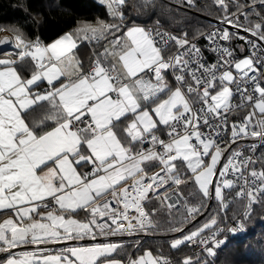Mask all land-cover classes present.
Returning a JSON list of instances; mask_svg holds the SVG:
<instances>
[{
    "label": "snow or ice",
    "instance_id": "obj_1",
    "mask_svg": "<svg viewBox=\"0 0 264 264\" xmlns=\"http://www.w3.org/2000/svg\"><path fill=\"white\" fill-rule=\"evenodd\" d=\"M101 2L120 23L81 22L48 44L0 29L12 32L0 46L14 49L0 53V264H122L110 257L123 245L110 238L151 234L158 227V209H147L152 201L169 215L183 206L186 222L204 215L211 200L226 218V190L246 201L245 220L264 201V169L254 166L260 158L232 148L264 141V23L249 21L245 10L255 12V0H214L228 26L201 34L215 62L187 32L125 26L127 0ZM101 40L110 47L85 69L81 42ZM234 40L247 55L236 54ZM26 61L34 69L28 77L17 68ZM186 184L196 186L201 203L187 202ZM82 212L85 219H77ZM217 216L173 239L171 249L201 245L215 257L226 243L217 238L225 231ZM25 247L33 250L16 251ZM130 264L170 261L146 250Z\"/></svg>",
    "mask_w": 264,
    "mask_h": 264
},
{
    "label": "trees",
    "instance_id": "obj_2",
    "mask_svg": "<svg viewBox=\"0 0 264 264\" xmlns=\"http://www.w3.org/2000/svg\"><path fill=\"white\" fill-rule=\"evenodd\" d=\"M244 2L245 0H241V3ZM258 2L259 0L255 2L256 5H253L255 12L252 11V8L247 11L251 18L258 12L264 23V6ZM230 9L234 10L231 2ZM121 10L124 12L123 24L125 26L141 25L145 28L156 26L178 35L187 32L189 38L199 36L213 26V21L220 20L223 16V12L214 4V0H196L195 7L185 5L183 0H127ZM97 20L120 23L118 19L109 17L105 6L95 0H0V29H19L27 39L36 40L39 38L44 44L51 43L66 32L74 30L81 22L95 24ZM251 22L254 23L253 20ZM102 41L99 43L81 42L78 56L83 61L85 69L91 64L94 53L100 52ZM17 68L24 77H28L33 70L30 61L18 64ZM245 111L247 112V110H243L231 116L229 123L232 120L242 119L246 114ZM39 117L40 110L29 119H38ZM244 143L242 141L233 146L236 147ZM263 150L259 153L260 160L264 153ZM260 168L264 169L262 160ZM193 186L192 184L181 185V189L189 204H199L202 197ZM225 195L226 199L231 200L226 218L222 219L224 213L220 212L218 203L213 200L214 206L211 205L202 217L198 216L197 218H201L194 224L183 220L185 212L183 206L180 207L179 212L173 209V215H169L166 209H160L156 201H152L147 205V209L149 211L153 207L158 209L156 216L153 217L158 227L148 235H125L110 238V240H115L116 243L123 245L110 258L120 259L125 264H129L132 259L146 250H150L154 256L171 258L172 264H180L186 257H192L193 264H197V260L203 262L200 256L190 254L186 244L175 250L171 249L170 244L173 239L200 227L217 213H219L217 218L220 220L217 227L226 225L237 217L243 210V203L242 210H239L235 206V202L239 201H235L229 192H225ZM205 204L208 208L209 201H205ZM82 215L86 214L82 212L79 216ZM244 223L248 228V233L230 238L208 264H264V236H261L264 233V201L254 206L251 217L247 220L244 219ZM173 227H183L184 232L172 231ZM209 233L210 231L204 235ZM138 241L139 245H137ZM3 257L4 255L0 256V260Z\"/></svg>",
    "mask_w": 264,
    "mask_h": 264
},
{
    "label": "built area",
    "instance_id": "obj_3",
    "mask_svg": "<svg viewBox=\"0 0 264 264\" xmlns=\"http://www.w3.org/2000/svg\"><path fill=\"white\" fill-rule=\"evenodd\" d=\"M254 19H255V22L263 23L261 21L260 17L257 16L256 14L254 15ZM250 20L251 19L249 18V21ZM241 22L244 23L246 26H251V24H249L248 21L243 20V18H241ZM226 26L227 25L222 24L219 21L218 23L213 24L212 27H210L207 30H205L203 32V34H207V33L211 32V31L216 30V29H224ZM146 28L147 29L159 28L161 31L170 32V31L165 30L164 28H160V27H156V26H147ZM170 33L175 34L173 32H170ZM201 34L199 36H197V37H194V38H189L188 37V39L192 43L197 44V46H199L201 48V51H202L206 61L215 62L216 59H217V55L212 51V45H210L207 42V40L204 38V36L201 35ZM176 35H178V34H176ZM249 39H255V38L249 36ZM236 42H235V45L237 46ZM239 42H242V41H239ZM242 44H243V42H242ZM247 47L250 49L251 45H248ZM246 54H248V52H246ZM253 145H256L255 150H253V147H252ZM262 145H264V141L258 142L256 140L249 139V140H246L243 145H239L236 148H238L240 151H242L247 156H255L257 158H260L259 153H260L261 150L264 149V146H262ZM254 166L256 167L257 170H261L259 162L257 164H255ZM229 178H231V177H229ZM229 193L231 194L232 198L234 199L235 190H232ZM236 201H239V200H236ZM242 202L245 203L246 201H242ZM244 212H245V209L242 211L241 214H239L237 217H235L228 224L219 226V228H224L225 229V231L222 232L220 234V236L217 237L218 239H225L226 240V243L221 248H223L228 243L230 238L235 237V236H242V235H245L248 232V228L246 227V225L244 223V220H243ZM241 223H243V226H244V230L242 232L239 230V227H238V225L241 224ZM233 227L237 228V232L235 234H233L232 232L228 231V228H233ZM210 235H211V232L209 234H207L206 236H210ZM187 247H188V250H189L190 254L200 256L202 258V261L209 262V261H212L216 257V256L215 257L208 256L207 253L203 250V246H201V245H192V246H188L187 245ZM218 250L219 249H217L216 251H218ZM167 259L170 261V264H172L173 260L171 258H167Z\"/></svg>",
    "mask_w": 264,
    "mask_h": 264
},
{
    "label": "crops",
    "instance_id": "obj_4",
    "mask_svg": "<svg viewBox=\"0 0 264 264\" xmlns=\"http://www.w3.org/2000/svg\"><path fill=\"white\" fill-rule=\"evenodd\" d=\"M135 26H137V25H135ZM120 34V33H119ZM118 34V35H119ZM4 36H11V35H9V34H6V33H4V34H1L0 33V38H3ZM112 37H109V39H111ZM234 41H237L236 42V44H237V46L239 47V45H241L242 44V42H239V40H234ZM107 42V40H103L102 41V44H101V47H100V51H102L103 50V47H104V45H105V43ZM96 43V42H95ZM14 49H13V47L12 46H10V45H3V46H0V53H3L4 51H13ZM238 49L236 48V54L238 53V51H237ZM239 50H240V47H239ZM241 51V50H240ZM2 57V56H1ZM42 90V89H41ZM245 110H247V111H249L250 109H245ZM246 112V111H245ZM85 216L86 215H82V216H80V217H82V218H85ZM6 219V218H8L7 216H3V219ZM111 242H115V240H110ZM105 242H108V241H105ZM90 243V242H89ZM118 243V242H117ZM50 247V250L51 251H53V252H55V250H56V248L57 247H59V246H55V245H53V246H49ZM33 250V248L32 247H25V248H22V249H17L16 251H32ZM0 256H2V254H0ZM3 259V258H2ZM1 259V260H2ZM112 259V258H111ZM116 260H120V259H116ZM130 264V263H129Z\"/></svg>",
    "mask_w": 264,
    "mask_h": 264
},
{
    "label": "rangeland",
    "instance_id": "obj_5",
    "mask_svg": "<svg viewBox=\"0 0 264 264\" xmlns=\"http://www.w3.org/2000/svg\"><path fill=\"white\" fill-rule=\"evenodd\" d=\"M96 2H98L99 4H101V5H103V6H105V8H106V10H107V13L109 14V12H108V7H107V4L106 3H102L101 2V0H95ZM258 0H255V2H257ZM248 2L249 3H251L252 2V0H248ZM255 4V3H254ZM258 4H259V2H258ZM257 4V5H258ZM256 5V4H255ZM109 17H111L112 18V16H110L109 15ZM137 26H140V27H143V26H141V25H137ZM4 29H6V30H8L7 28H4ZM1 34H4V33H6V34H9V35H12V33L10 32V31H3V32H0ZM104 46H109L110 47V45L108 44V40H107V42L105 43V45ZM0 58H3V57H1L0 56ZM34 70V69H33ZM32 70V71H33ZM242 141H239L237 144H240ZM237 144H235V145H237ZM234 145V146H235ZM233 145H232V148H236V147H234ZM264 151V150H263ZM261 160H262V163H263V165H264V153H262V156H261ZM261 160H260V162H261ZM196 190H198L197 188H196V186L194 185L193 186ZM225 197H226V195H225ZM227 200H229V201H231L230 199H228L227 198ZM242 201L240 202H235V206H237L236 208H239V210H242ZM211 205H213L214 206V202L212 201V203H211ZM211 205H210V207H211ZM209 207V208H210ZM183 210L185 211V209H184V207H183ZM3 218V217H2ZM77 219H81V220H83V219H85V218H82V217H80V216H77L76 217ZM5 219V218H4ZM219 227V226H218ZM194 230V229H193ZM261 236H264V233H262L261 234ZM118 237V236H117ZM117 239H120V238H117ZM144 254V252L141 254V255H143ZM2 255H5V254H2ZM141 255H139V256H141ZM139 256H137V257H139ZM136 257V258H137ZM111 259V258H110ZM119 261H121V260H119ZM122 264H125L123 261H122Z\"/></svg>",
    "mask_w": 264,
    "mask_h": 264
},
{
    "label": "water",
    "instance_id": "obj_6",
    "mask_svg": "<svg viewBox=\"0 0 264 264\" xmlns=\"http://www.w3.org/2000/svg\"><path fill=\"white\" fill-rule=\"evenodd\" d=\"M212 21H213V20H212ZM213 22H217V21H213ZM226 27H228V26H226ZM229 30H233V29H229ZM234 31H235V29H234ZM242 34H246V35H248L247 33H243V32H242ZM212 201H213V200L209 201V205H208L207 210L209 209V207H210ZM201 217H202V216H201ZM201 217H200V218H201ZM200 218H197V219H196L195 221H193L191 224H194L195 222H197L198 220H200Z\"/></svg>",
    "mask_w": 264,
    "mask_h": 264
}]
</instances>
